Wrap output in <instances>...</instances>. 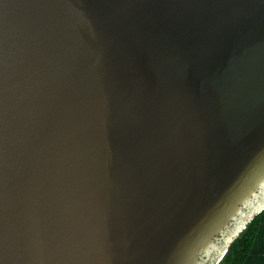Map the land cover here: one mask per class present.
<instances>
[{"label": "water", "instance_id": "water-1", "mask_svg": "<svg viewBox=\"0 0 264 264\" xmlns=\"http://www.w3.org/2000/svg\"><path fill=\"white\" fill-rule=\"evenodd\" d=\"M264 210V0H0V264H219Z\"/></svg>", "mask_w": 264, "mask_h": 264}, {"label": "trees", "instance_id": "trees-1", "mask_svg": "<svg viewBox=\"0 0 264 264\" xmlns=\"http://www.w3.org/2000/svg\"><path fill=\"white\" fill-rule=\"evenodd\" d=\"M219 264H264V210L246 225Z\"/></svg>", "mask_w": 264, "mask_h": 264}]
</instances>
